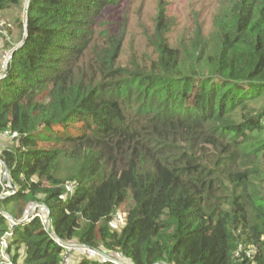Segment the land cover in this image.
<instances>
[{
  "label": "trees",
  "instance_id": "trees-1",
  "mask_svg": "<svg viewBox=\"0 0 264 264\" xmlns=\"http://www.w3.org/2000/svg\"><path fill=\"white\" fill-rule=\"evenodd\" d=\"M118 1L0 0L24 9L0 73V264H60L55 239L101 254L71 264H264V0H225L176 46L160 10L156 58L125 64L101 20Z\"/></svg>",
  "mask_w": 264,
  "mask_h": 264
},
{
  "label": "rangeland",
  "instance_id": "rangeland-1",
  "mask_svg": "<svg viewBox=\"0 0 264 264\" xmlns=\"http://www.w3.org/2000/svg\"><path fill=\"white\" fill-rule=\"evenodd\" d=\"M26 1L23 0V6ZM224 5L225 0H119L116 5L104 9L101 20L106 22L114 33L125 29L121 54L123 64L131 57L146 63L149 59L156 58L148 40L158 24L157 15L160 10L163 12L164 23L170 25V31L166 34L168 41L172 46H176L183 40L192 39L198 27L205 38L215 33L214 18ZM23 6L0 12V73L3 56L9 54L22 37L20 22L24 18ZM74 130L75 128L69 129L70 132ZM2 147H12V140L6 135L0 136V148ZM35 211L42 213L43 210L37 208ZM36 212H33V215ZM122 223L123 215L118 211L111 227L120 228ZM71 246L77 244L72 242ZM244 252L246 257H249L254 250ZM80 255L81 252L70 251L71 260Z\"/></svg>",
  "mask_w": 264,
  "mask_h": 264
},
{
  "label": "built area",
  "instance_id": "built-area-1",
  "mask_svg": "<svg viewBox=\"0 0 264 264\" xmlns=\"http://www.w3.org/2000/svg\"><path fill=\"white\" fill-rule=\"evenodd\" d=\"M10 56L9 54L3 56L2 58V61H1V70L4 71L5 68H6V65H7V62L9 60ZM0 167H2V164L0 163ZM73 188V185H69L68 186V190L71 191ZM11 192H9V190L6 191V195L10 194ZM37 208H41L43 211L42 213H39V212H36L35 209ZM32 216L33 217H39L43 223L45 224V229L47 230V227H48V223H47V220H46V217H45V208L43 206H34L32 209ZM33 212H36L34 215H33ZM11 234H7V236H10ZM55 243L63 249V257H62V261L60 264H71L72 260H71V256H70V251H74V252H81V253H88L89 255L93 256V257H100L101 254H99L98 252L94 251V250H91V249H87L85 247H78V248H75V246H71L69 244H65L61 241H59L58 239H55ZM0 253L2 254L3 252V249L6 248V241L5 239H3L1 241V244H0Z\"/></svg>",
  "mask_w": 264,
  "mask_h": 264
},
{
  "label": "water",
  "instance_id": "water-1",
  "mask_svg": "<svg viewBox=\"0 0 264 264\" xmlns=\"http://www.w3.org/2000/svg\"><path fill=\"white\" fill-rule=\"evenodd\" d=\"M32 212L30 211L26 217V220H29L31 218Z\"/></svg>",
  "mask_w": 264,
  "mask_h": 264
},
{
  "label": "clouds",
  "instance_id": "clouds-1",
  "mask_svg": "<svg viewBox=\"0 0 264 264\" xmlns=\"http://www.w3.org/2000/svg\"><path fill=\"white\" fill-rule=\"evenodd\" d=\"M2 71V70H1ZM1 136H3V135H1ZM33 208V207H32ZM31 208V209H32ZM31 212H32V210H30ZM31 217H33L32 215H31ZM10 222H12V221H10ZM69 245H71V244H69ZM78 247H82V246H80V245H77V246H75V248H78Z\"/></svg>",
  "mask_w": 264,
  "mask_h": 264
}]
</instances>
